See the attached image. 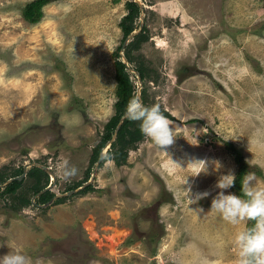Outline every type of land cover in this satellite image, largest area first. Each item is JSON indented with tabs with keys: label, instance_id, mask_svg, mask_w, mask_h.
Segmentation results:
<instances>
[{
	"label": "rangeland",
	"instance_id": "1",
	"mask_svg": "<svg viewBox=\"0 0 264 264\" xmlns=\"http://www.w3.org/2000/svg\"><path fill=\"white\" fill-rule=\"evenodd\" d=\"M28 1L0 0V174L25 167L17 191L30 197L17 208L0 193V249L30 264H235V235L250 221L233 225L210 208L219 176L239 167L226 142L264 186V0H140L144 37L122 51L145 71L142 99L173 121L174 144L164 151L143 135L120 164L103 161L88 190L45 206L31 200V163L54 173L42 181L54 195L93 172L127 0H50L35 23L22 16ZM62 160L77 169L70 181ZM202 161L207 171L192 176ZM186 179L209 195L190 204Z\"/></svg>",
	"mask_w": 264,
	"mask_h": 264
},
{
	"label": "clouds",
	"instance_id": "2",
	"mask_svg": "<svg viewBox=\"0 0 264 264\" xmlns=\"http://www.w3.org/2000/svg\"><path fill=\"white\" fill-rule=\"evenodd\" d=\"M126 118L139 122L141 133L161 150L165 151L168 146L174 144L177 136L175 128L172 127L173 121L164 115L159 104L145 105L139 95H133L126 107ZM202 162L204 167L192 176L207 171L206 162ZM216 167L218 169L219 164ZM57 170L63 179L69 181L77 173V169L70 166L67 160L60 161ZM235 180L236 177L231 171L219 176L215 186L220 191L213 197L210 209L233 225L246 221L254 222L251 227L244 228L235 235L234 245L237 249L235 264H264V186L256 182L254 174L248 173L241 182L242 195L230 192L225 194L224 190L233 187ZM185 185H188L187 179ZM185 189L190 204L209 195L207 191L193 194L191 185ZM0 264H30V262L20 251L11 250L0 256ZM202 264H208L207 260Z\"/></svg>",
	"mask_w": 264,
	"mask_h": 264
},
{
	"label": "trees",
	"instance_id": "3",
	"mask_svg": "<svg viewBox=\"0 0 264 264\" xmlns=\"http://www.w3.org/2000/svg\"><path fill=\"white\" fill-rule=\"evenodd\" d=\"M49 1L50 0L28 1L22 9V16L30 23H35L39 21L43 15L42 7L45 4H47ZM125 6L127 8V12L122 16L119 22V25L123 32L122 35L123 38H125V36H127L135 28L134 19L138 16L139 13L138 5L135 1L127 0L125 2ZM141 36L144 37L141 33H139L135 37L140 38ZM118 50L117 52H115L116 58L114 61L115 78H116V87H115L116 100L114 101V106H113L114 111L107 120V122L104 124L101 137L98 140L95 147L92 149L91 159H90L92 164H94V162L96 161L101 148L111 137L114 128L117 122L119 121V118L126 111V107L130 98L133 95H136L134 84L130 78V74L126 70L124 63L119 58ZM126 55L127 58L130 59L128 54ZM137 70L141 78L143 79V77L145 76V71L143 70L142 67H138ZM140 93L142 98L144 96V90H141ZM142 100L144 104L147 105L144 99ZM162 112L164 113L165 116L169 117V114L166 111L162 110ZM142 137L143 134L140 131L139 122L131 121L125 117L122 121L120 128L117 131L114 140L111 143L110 149L107 151L104 159L99 163V166L103 163V161L109 158L114 160L116 164H120L122 161L125 160L128 153V149L134 147L135 144L142 139ZM226 146L234 153L235 161L239 164L238 170L235 175L236 177L235 184L232 188L236 190L238 195H242L241 182L244 176L246 175V173L249 171L250 166L244 160L239 150H237L233 144L226 142ZM19 172L20 170L17 173ZM28 175L36 179L35 182L31 185L32 194L37 193L46 185V183H43L42 181H44L43 178L45 179L47 178L48 174L43 169L37 166H32L28 171ZM88 177H89V169L84 179L74 183L73 184L74 186H72V188L80 185L81 182L85 181ZM6 178L7 176L0 174V183L3 182ZM23 183H24V179L21 180L14 179L11 182H9L2 190H0L1 194H8L11 195L13 198L18 199L19 205L16 206L17 208L30 204V197L25 196L21 192L18 193L17 191V189L20 188ZM88 188H90V185L85 186L83 189L80 190V192L86 191L88 190ZM53 195H54L53 192H51L50 190H46L40 195H38L35 200L39 203H44L47 200H49V198L53 197ZM253 223H254L253 221H250L249 227H251Z\"/></svg>",
	"mask_w": 264,
	"mask_h": 264
},
{
	"label": "water",
	"instance_id": "4",
	"mask_svg": "<svg viewBox=\"0 0 264 264\" xmlns=\"http://www.w3.org/2000/svg\"><path fill=\"white\" fill-rule=\"evenodd\" d=\"M133 1H135L137 3L138 9H139L138 16H139L140 19H142V4H141L140 0H133ZM140 30H141V24H140V26L138 28H134L127 36H125V38L123 39L122 44H121V46H120V48L118 50V53H119V58L124 63L126 70L129 71L130 73H133V74L136 75L137 81L139 82V85L137 86L136 95H139L141 97V93H140V91H141L140 90V87H141V84H142V82H141V80H142L141 79V76H140L139 72L135 68L129 66L128 61H127V59H125L124 54H123V51H122L123 48H124V45H126V43H128L132 39V37L134 35H136ZM125 117H126V111L119 118V121L117 122V124H116V126L114 128V131H113L111 137L109 138V140H107V142L104 144V146L99 151L98 157H97L96 161L93 164V172L90 174V177L86 181H84L83 183H81L79 186H77L75 188H72L69 191H66V192H64L62 194H55V195H53V197L50 200H48V201H46L44 203H41L39 205L45 206V205L49 204L51 201H53L54 198L59 197V196H62V195H65V194H70L72 192H75V191H78L80 189H83L85 186L89 185L92 182V180H93V178L95 176V170H96V168L99 166V163L104 159L107 151L110 149L111 143L114 140V138H115V136L117 134V131L120 128V126L122 124V121H123V119ZM31 165L37 166V167L45 170L48 174H50V177H51L52 180L55 179L54 173L49 169L48 166L43 165V164H40V163H35V162L31 163ZM26 171L27 170L24 167L23 172L21 173V175H19L17 177L8 178L7 180H5L0 185V187L1 188L5 187L9 182H11L14 179L20 180L22 178V176L26 173ZM51 186H52V182H49V184H47L45 187H43L41 190H39L37 193H35V195L31 198L32 202L34 201V198L35 197H37L38 195H40L44 191L51 189Z\"/></svg>",
	"mask_w": 264,
	"mask_h": 264
},
{
	"label": "crops",
	"instance_id": "5",
	"mask_svg": "<svg viewBox=\"0 0 264 264\" xmlns=\"http://www.w3.org/2000/svg\"><path fill=\"white\" fill-rule=\"evenodd\" d=\"M11 250H13V248H11L10 250L8 249V250H4V248H3V246H2V248L0 249V256H3V255H5V253L6 252H9V251H11ZM15 251H17L16 249H14Z\"/></svg>",
	"mask_w": 264,
	"mask_h": 264
},
{
	"label": "flooded vegetation",
	"instance_id": "6",
	"mask_svg": "<svg viewBox=\"0 0 264 264\" xmlns=\"http://www.w3.org/2000/svg\"><path fill=\"white\" fill-rule=\"evenodd\" d=\"M135 93H136V91H135ZM90 174H91V173H90ZM90 174H89V177H90ZM89 177H88V178H89ZM88 178H87V179H88ZM87 179H86V180H87ZM86 180H85V181H86ZM83 182H84V181H83ZM83 182H81V183H83ZM89 185H90V184H89ZM78 186H79V185H78ZM76 187H77V186H76ZM74 188H75V187H74ZM80 190H81V189H80ZM80 190H78V191H80ZM51 198H52V197H51ZM51 198H49V200H50ZM47 201H48V200H47ZM53 202H54V201H53ZM36 204H40V203L36 201ZM79 228L82 229V226L80 225Z\"/></svg>",
	"mask_w": 264,
	"mask_h": 264
}]
</instances>
